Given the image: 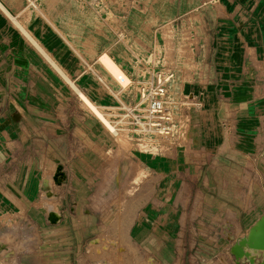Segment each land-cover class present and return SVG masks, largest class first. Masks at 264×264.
<instances>
[{
  "label": "crops",
  "instance_id": "0c3cea01",
  "mask_svg": "<svg viewBox=\"0 0 264 264\" xmlns=\"http://www.w3.org/2000/svg\"><path fill=\"white\" fill-rule=\"evenodd\" d=\"M13 1L0 0L7 11L0 7L4 14L10 19L9 15L15 17L23 26L18 27L13 20L18 32L10 27L4 34L0 33L4 43L3 47L0 46L4 56L0 60V67L4 69L0 73V85H3L0 86L3 93L0 100V167L16 158V149L30 147H41L40 156L47 157L41 162L51 163L52 169L54 166L61 167L63 162H81L82 156H77L76 151L84 147L86 139L79 132L78 122L67 129L62 127L59 109L44 110L34 107L35 104L14 107L9 87L19 80L18 83L25 87L39 81L55 88L60 77L49 62L70 87L76 86L75 83L79 87L87 81V90L91 84H96V89L88 94L79 91L93 102L99 95L100 106L117 107L125 100L124 96L119 88H113L117 82L108 72L103 69L104 74H101L96 69L97 59L85 64L81 62L78 70L75 61L70 75L65 70L61 62L76 59L75 54H78V49L58 29L61 25H68L66 19L61 24L51 23L47 27L39 19H31L30 13L19 19L12 13L16 10ZM201 2H204L203 6ZM173 3L179 5L174 9L175 14H179L183 7L185 11L182 14L188 13L198 5L202 11V15H198L203 36L198 47L197 68L200 70L191 77L198 87L197 90H187V93L199 96L201 106L194 110L187 146L181 156L176 153L177 157L164 163H150L148 167L151 174L160 177V181L169 182L171 186L176 181L180 183L179 206L166 203L164 217L154 221L163 222L160 226L165 228L176 229L175 234L178 229H187L195 235L194 240L211 245L225 241L230 248L264 213V0H172L170 4L159 0L158 10L168 13ZM185 5H188L186 9ZM148 9L152 11L151 7ZM70 15L67 13L65 17ZM170 19L172 17L164 21ZM24 28L26 32L22 31ZM17 35L21 41L19 55L15 53L14 44V36ZM28 37L33 38L37 45ZM110 46L106 45L105 49ZM103 54L107 53L100 56ZM18 60L22 61L17 63ZM116 64L122 69H130L124 60ZM87 67L92 70L83 72L82 69ZM18 69L21 75L14 77V70ZM93 70L98 72L97 79L91 75ZM77 95L80 98V94ZM23 100L31 99L24 97ZM91 114L109 134H113L96 115ZM105 116L109 118L107 112ZM87 133L89 136V130ZM115 135L126 139L121 131ZM114 140L121 148L117 137ZM45 148L52 151H45ZM66 148L70 152L62 156V149ZM28 162L39 161L31 157ZM57 168L46 177L53 176ZM44 172L47 171L40 172L38 178L29 176L20 191H13L11 185L0 188V211L21 209L24 204L30 205L36 195L43 198L41 184ZM177 175L179 180H175ZM41 176L38 185L29 184L31 180L38 181ZM54 191L56 193L55 187ZM14 195L22 201L14 199ZM164 236L167 239L172 235L168 230ZM231 257V264H249L244 260L236 261L233 255ZM151 258L158 262L155 257Z\"/></svg>",
  "mask_w": 264,
  "mask_h": 264
},
{
  "label": "rangeland",
  "instance_id": "374dc122",
  "mask_svg": "<svg viewBox=\"0 0 264 264\" xmlns=\"http://www.w3.org/2000/svg\"><path fill=\"white\" fill-rule=\"evenodd\" d=\"M130 1L126 0V2ZM136 1L144 9L142 12L138 10L129 12L122 22L125 32L124 35H120L119 40L128 46L148 50L153 48V43L158 45L160 39L158 28L165 22L164 20L183 15L182 12L185 10L183 7L179 14H175L174 9L179 5L173 3L172 7L169 5L168 13H162L158 10L159 0ZM165 1L170 4L172 0ZM13 5L16 10H12V13L17 18L24 19L26 14L30 13L31 19H39L46 27L51 23L61 24L64 19L67 20L68 25L66 27L61 25L58 29L65 39L71 41L78 49V54H75L77 60L72 58L61 62L69 75L75 61L78 70L81 62L85 64L91 59H97L98 62L102 53H107L103 55H107L116 63L124 60L129 65L132 60L131 52L126 50L116 36L105 32L102 20L98 19L99 17L84 0H14ZM148 7H151L152 11ZM187 7L188 5H185V9ZM2 9L6 11L5 7ZM193 12L197 13L196 20L199 13L200 16L202 15L199 5L188 13ZM67 13L71 14L69 18L65 17ZM146 25L148 26L145 27ZM151 25L154 26L149 29ZM10 27L18 32L13 19L8 18L0 9V33L4 34V31ZM199 27H202L201 24ZM47 33L48 30L45 31L46 37ZM200 37L203 38L202 34ZM14 38L16 50L15 48L13 50L19 55L20 37L17 35ZM1 39L3 36H0V46L3 47L4 43ZM109 44L111 46L105 49ZM143 53L148 55L147 52ZM194 53L193 62L189 63L192 66L189 67L197 69L200 54L198 48ZM3 58L0 50V60ZM20 61L22 60H18L17 63ZM114 61L113 63L117 65ZM47 63L60 77L55 88L39 81L29 83L25 87L18 83V80L9 87L14 107L35 104L34 107L44 110L59 109L62 127L67 129L70 125L76 126L77 121L79 132L86 137H84L86 139L84 147L76 151L77 156H82V161L63 162L61 167L54 166L52 169L51 163L41 162L43 159L47 160L45 155V157L40 156L41 147H30L16 149L18 152L15 154L16 158L0 167V188L11 185L13 191L24 188V182L29 176L34 175L38 178L40 172L47 171L43 174L45 177L41 184L43 198L36 195L30 205L24 204L21 209L0 211V242L3 243L6 251L3 257H0V264H231L233 258L229 252L228 242L221 241L215 245L202 243L194 240L195 235L190 230L178 229V233L175 234L176 229L165 228L160 226L163 222L154 221L164 217L166 203L179 206L180 183L176 181L174 186H171L169 182H162L158 179L159 176L151 174L148 167L150 163H164L170 158L177 157L178 154L181 156L188 139L180 148L163 153L153 152V149L144 146L131 148L130 143L123 136H116V133L109 134L91 114V112L94 115L96 113L91 110L92 107L85 103L81 95V99L78 97L79 90L88 94L93 88L96 89V84H91L90 89L86 90L87 81H83L78 87L70 76L78 87L71 85V88L51 64ZM96 69L103 73L104 68L99 62ZM3 70L0 67V73ZM20 75L19 69L14 70V77ZM176 85L185 94L187 90H197L198 87L190 76H178ZM113 88H118V85L115 83ZM2 94L0 92V100ZM8 95L5 97L6 102ZM24 97H30L31 100H23ZM100 100L101 97L98 95L97 103L91 100L90 102L98 108V113L106 120L97 116L98 119L105 123L107 128L109 127L110 132H114L116 129L105 116V109L116 105L100 106L98 104ZM194 112L193 110L190 112L188 138ZM116 137L121 148L114 140ZM166 144L168 143L164 142L165 146ZM45 151L52 150L45 148ZM69 152V148L62 149V156L68 155ZM31 157H36L39 162H28ZM56 167L61 168L66 177L60 186L55 185L54 175L46 177L53 174ZM140 170L142 175L138 178L136 175ZM4 173H7V176H4ZM43 176L38 181L31 180L29 184L38 185ZM175 180H179L178 175L175 176ZM14 199L19 201L20 197L14 195ZM49 209L60 213L57 222L54 223L49 219ZM168 230L172 236L165 239L164 235L168 234ZM93 239L94 242L91 243ZM151 257H155L158 262Z\"/></svg>",
  "mask_w": 264,
  "mask_h": 264
},
{
  "label": "built area",
  "instance_id": "2783aa9c",
  "mask_svg": "<svg viewBox=\"0 0 264 264\" xmlns=\"http://www.w3.org/2000/svg\"><path fill=\"white\" fill-rule=\"evenodd\" d=\"M84 2L102 20L105 32L116 36L131 52L130 69L121 68L123 74L117 82L125 100L117 107L105 109L113 127L122 131L133 149L141 143L156 153L180 148L188 139L190 112L201 106L198 95L182 93L176 85L178 76L192 77L200 70L189 67L192 66L189 63L193 62L194 52L200 47L202 34L200 22L196 20L197 13H185L162 23L158 28V45L153 43V48L144 50L119 40L125 32L122 22L129 12H142L144 9L138 1ZM87 70L92 69H82L83 72ZM91 75L98 78L95 70ZM164 142L168 144L165 146Z\"/></svg>",
  "mask_w": 264,
  "mask_h": 264
},
{
  "label": "water",
  "instance_id": "95a60500",
  "mask_svg": "<svg viewBox=\"0 0 264 264\" xmlns=\"http://www.w3.org/2000/svg\"><path fill=\"white\" fill-rule=\"evenodd\" d=\"M229 252L236 261L244 260L249 264H264V213L248 229L245 236L237 239L230 246ZM257 259L258 262H256Z\"/></svg>",
  "mask_w": 264,
  "mask_h": 264
},
{
  "label": "bare ground",
  "instance_id": "6f19581e",
  "mask_svg": "<svg viewBox=\"0 0 264 264\" xmlns=\"http://www.w3.org/2000/svg\"><path fill=\"white\" fill-rule=\"evenodd\" d=\"M0 6L2 7V8H4L3 7V5L2 4H0ZM13 20H14V22L16 23V24H18V27H20V25H21V23L15 18V17H11ZM21 27L23 28V26L21 25ZM21 29V28H20ZM22 31H25L26 32V29L24 28V30H22ZM28 39L30 40V41H32V42H34L36 45H37V43L34 41V39L33 38H31V37H28ZM101 57V56H100ZM98 62H99V64L104 68V70L106 71V72H108L109 74H110V76L111 77H113L117 82H118V77L120 76V75H122L123 74V71L119 68V67H117V65H115L114 63H113V61L111 60V58H109L107 55H102V57L101 58H99V60H98ZM101 62V63H100ZM104 65V66H103ZM62 70V69H61ZM65 74V73H64ZM79 92V94L81 95V97H83L84 98V100H85V103L87 104V105H89V107L91 106L92 107V109L91 110H94L93 112L95 113V115L96 116H98L99 118H101V119H103V120H106V119H104V117H103V115H101L100 113H98L99 111H98V108L97 107H95L91 102H90V100L86 97V96H84L80 91H78ZM120 98V97H119ZM122 102V101H121ZM120 102V103H121ZM98 114V115H97ZM105 124V123H104ZM109 125H110V123H109ZM112 125V124H111ZM109 128V127H108ZM112 131V130H111ZM118 132H120V130H118V129H116L114 132H112V133H118ZM122 132V131H121ZM128 139L126 138V141H127ZM129 142V141H128ZM130 143V142H129ZM139 146H144V147H146V148H150L148 145H146V144H143V143H141V144H138L137 145V147L136 148H138ZM141 147V148H142ZM150 149H152V148H150ZM142 175V171L140 170V171H138V173H137V175H136V177H140ZM45 177V176H44ZM53 179H54V182H55V185L56 186H58V185H60V184H62V182H63V179H64V174H63V172H62V170H61V168H57V170H56V172H55V174H54V176H53ZM52 179V180H53ZM53 182V181H52ZM46 184V183H45ZM48 185V184H47ZM46 187V186H45ZM57 212V211H56ZM56 212H54V211H49L48 212V216L50 217V220L51 221H54V223L55 222H57L58 220H59V217H60V213H56ZM5 248H4V245H3V243H1L0 242V257H3V255L5 254Z\"/></svg>",
  "mask_w": 264,
  "mask_h": 264
}]
</instances>
